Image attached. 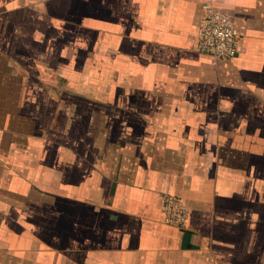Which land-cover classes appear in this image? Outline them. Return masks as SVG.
Wrapping results in <instances>:
<instances>
[{
    "label": "crops",
    "instance_id": "1",
    "mask_svg": "<svg viewBox=\"0 0 264 264\" xmlns=\"http://www.w3.org/2000/svg\"><path fill=\"white\" fill-rule=\"evenodd\" d=\"M202 1L0 0V264H264V0L214 66Z\"/></svg>",
    "mask_w": 264,
    "mask_h": 264
},
{
    "label": "built area",
    "instance_id": "2",
    "mask_svg": "<svg viewBox=\"0 0 264 264\" xmlns=\"http://www.w3.org/2000/svg\"><path fill=\"white\" fill-rule=\"evenodd\" d=\"M202 15L196 29V50L210 59L211 65L236 57L241 33L231 15L217 10L211 0L201 3ZM162 213L164 221L182 226L187 217V207L172 194H163Z\"/></svg>",
    "mask_w": 264,
    "mask_h": 264
}]
</instances>
